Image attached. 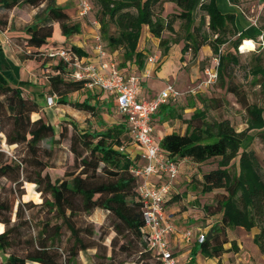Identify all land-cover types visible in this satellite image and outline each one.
Instances as JSON below:
<instances>
[{
    "label": "trees",
    "instance_id": "trees-1",
    "mask_svg": "<svg viewBox=\"0 0 264 264\" xmlns=\"http://www.w3.org/2000/svg\"><path fill=\"white\" fill-rule=\"evenodd\" d=\"M87 1L90 9L96 7L95 21L107 57L112 59V53H120L121 67L132 63L137 69L142 68L144 56L136 50L142 27L158 40L163 50L169 42L181 41V54L189 51L194 58L202 46H207L211 56L217 57L216 87L231 94L244 111L245 128L237 132L227 119L209 121L207 110L217 107L219 99L196 97L201 108L188 100L187 108L192 112L187 117L173 115L174 110L168 108V116L178 119L184 128L181 133L171 131L162 136L158 146L175 164L183 159L195 165L217 159L216 168L202 173L199 184L202 194L221 191L215 194L218 199L214 207H202L206 215L219 214V219L209 224L203 240L193 245L191 257L199 253L205 258H219L224 252L236 251L235 243L228 242L225 233L226 229L234 228L256 229L252 243L264 256V176L258 172L254 156L245 150L252 141L250 133L253 131L264 141V107L248 103L242 87L233 82L231 75V67L238 62L236 49L244 40H253L259 34L264 40V24L252 35L237 32L234 15L221 13L214 0ZM227 2L236 6L238 0ZM163 3L173 4L175 12L161 16ZM41 4L43 8L34 14L33 21L24 26L22 32L26 36L25 46L32 49L29 56H35L39 68L45 72L46 93L52 98L53 106H69L95 121L93 126L87 122L79 128L74 121L66 120L71 129L69 152L74 169L65 171L61 177H52L49 172L53 166L40 158V143L58 145L66 129L56 132L42 117L30 119V114L37 112L38 103L22 96L27 83H12L0 73V144L20 147L23 151L20 157H15L0 148V255L6 256L4 264H75L78 253L94 248V244L82 238V234L92 236V230L76 228L71 219L77 213L85 214L93 209L108 215L113 233L109 256L95 254L93 264H123V260H114L123 253L137 255L135 264H148L147 261L159 264L144 243L142 204L136 192L137 179L131 172L137 167L136 156L128 153L134 142L124 116L119 114L121 121L107 125L99 113L102 110L107 113L111 104L116 108L113 98L100 90L98 93L103 96L98 98L92 90H85L82 81L69 77L68 64L41 54L47 49L63 48L78 57L83 56L79 48L68 45V39L80 33V25L71 22L55 0H0L2 9L18 5L37 8ZM175 21L179 24L177 34L172 28ZM164 31L175 34V39L163 38ZM53 35L57 40H53ZM250 55L248 72L252 84L264 91V56ZM119 66L117 64V68ZM81 90L91 93L87 92L80 102L69 98L70 94ZM234 159H237L236 172L230 170ZM24 183L33 184L40 196L50 197V200L42 198L41 205L53 210L65 225L68 238L64 247L56 240L60 227L54 226L48 233L44 223L35 238H25L26 249L21 255L8 252L21 239L19 228L27 223L23 214L31 204L20 201ZM176 197L173 195L164 204L176 201ZM227 243L228 250L223 248Z\"/></svg>",
    "mask_w": 264,
    "mask_h": 264
},
{
    "label": "rangeland",
    "instance_id": "rangeland-1",
    "mask_svg": "<svg viewBox=\"0 0 264 264\" xmlns=\"http://www.w3.org/2000/svg\"><path fill=\"white\" fill-rule=\"evenodd\" d=\"M75 1L76 0L68 1V5L70 6V8L74 7ZM90 2L93 3V1ZM259 4L260 3L256 0H241L237 2V5L240 6V8L247 14L248 10L252 6L254 7V11L256 10L255 12L258 15L256 26H253L256 29L258 28V26H263L264 24V5L260 7V9H256V6ZM43 6L44 5L41 4L37 8H32L26 5H18L11 9L0 8V22H2L0 30H7L9 36L8 38L11 44H13L18 54L21 55L22 59L24 58L33 60V63L36 64H33L30 71L34 72L37 79L35 84L38 87H43V77L45 76V72L39 68V63L36 61L35 56H29V54L32 52V49L27 48L25 46L24 38L26 36L22 32V29L24 26L30 24L33 21L34 14L40 12ZM69 13V20L71 22H77L80 25V33L82 32V34L84 35H89L87 31L93 27L92 21H95L96 7L93 6L92 9H90L88 15L85 18L81 19H79L75 15V13ZM161 16H163V12L161 13ZM172 28L175 34L179 32L178 21H175L172 24ZM110 31H112V29H110ZM175 34H171L169 32L164 31L162 33V37L166 38L168 41H171L175 39ZM55 35L57 36V34ZM55 35H53V40H57V37ZM178 37L181 38V33H179ZM100 42L103 47L104 42L102 40H100ZM262 44L263 45H261L260 41H257L256 38H254L253 40H244L242 44L236 49V54L238 55V62L236 65H233L231 67V75L233 77V82L242 87V90L246 94V99L248 103H254L258 106L264 107V91L260 90L258 86L252 84V76L248 72V65L251 58L250 54H257L261 57L264 56V40L262 41ZM91 45L93 44L91 43ZM166 48H169V45ZM222 49L223 48H221V50ZM162 50L163 48H159L160 52H162ZM189 56H191V54ZM214 58L215 57L213 56H210L209 58H204L197 64L191 63V60H189L185 63L184 66L181 67V69L183 70L182 78L184 79V81L182 79L183 84L180 90L182 92V96L179 97L178 100L172 106L179 108V106H182L187 103L188 100H191L196 108H201V105L198 103L196 97L202 99L218 98L219 105L217 107L207 110V119L209 121L227 119L233 129L239 132L245 128L244 111L237 104L231 94L223 93V90L216 87V81L213 85L206 87L205 89L199 90L194 95L188 93V90L194 88L195 85L205 77L204 71L206 69H209L213 65ZM168 62L169 61H167L166 65L168 64ZM188 75H190V78L187 79ZM168 79L169 81H171L170 78ZM178 82H180V80ZM175 87L176 86H173L174 90ZM92 91L95 92L98 98H101L103 96L101 93H98L97 89H92ZM82 95H84V91L80 92L78 96L80 97ZM22 96L24 98H29V95L24 90L22 91ZM46 97H49V94L46 93L43 100L38 96L33 97V99L40 105V107H47L45 101ZM77 99L79 98L77 97ZM100 100L101 99H97L98 102H100ZM55 108H57L56 105L50 107V109ZM66 111L71 112L76 117V120L73 117L67 115V113L54 111L56 116H59L54 130L58 132L61 128H65L66 132L64 139L58 145L54 146L50 145L47 141H42L40 143V148L42 150V152L40 153V158L47 164H51V166H53L51 172H49L52 177H61L65 171H71L74 169L73 156L69 152V138L71 135V129L69 128V125L67 124L66 120L74 121L79 128L85 126L87 122L92 123L95 121V118L89 115L87 118L82 120V115H79L78 113L75 114L69 109H66ZM191 112L192 109H187L184 113L182 112L181 114L183 117H187ZM100 114L102 116L103 121L107 125L121 121L119 114L116 112L115 107L112 106V104L107 113L102 110L99 115ZM84 115L86 116V114ZM34 118V113H31L30 119ZM177 123L178 122H176V124ZM93 125L94 124L92 123V126ZM175 131L181 132L180 127L178 129H175ZM250 134L252 135V141L245 150L250 152L254 156L258 164V172H261L264 176V141H262L261 137L257 135V132L253 131ZM0 148L9 156L13 155L15 157H20L23 154V151L20 147H6L5 145L0 144ZM216 161L217 159H211L205 163L195 165L192 164L190 161L186 160L184 163H180L177 166V174L175 179L177 189L183 192L182 195L193 192L194 196H196V199L190 200L189 202L183 201L181 205H175L177 206V211L174 212V216H177L179 212H181V210H186L189 211V220L197 222L196 225L192 226L190 223H181V220L177 219L175 222H173V225L177 228L194 229L196 226L200 229H204L206 228V226L219 219V214L206 215L201 206L214 207L216 205V200L218 199L215 194H219L221 191H213L211 193L202 194L200 192V184L198 182V178H200L199 176L202 173L216 168ZM230 164V170L236 172L237 159L232 160ZM1 183L3 184L4 182L2 181ZM23 191L24 195L20 197V201H29L31 204L27 209L24 210L23 214L24 220H26L27 223L26 225L21 226L19 228L21 239L16 244H14V246H12V248L8 252H14L16 255H21L26 249V246L23 243L25 238H35L37 232L40 230L42 224L44 223L47 224L48 233H51L52 228L54 226L60 227V235L56 238V240L60 244V247H64L67 244L68 238V231L65 225L62 223L61 219L54 213L53 210L49 209L45 205H41L42 198L50 200V197L47 194H43L42 196H40V194L36 192L34 185L29 183L23 184ZM178 200L180 201V199ZM174 202L175 201L167 202L164 207ZM71 221L76 228H87L92 230V236L82 234V238L94 244V248L87 249L78 253L77 257L74 259L75 264H93L96 261L94 257L95 254L100 257L104 255L106 258L109 256V240L110 238H112L113 233L110 230L111 219L104 211L100 209H93L89 213H77L72 217ZM252 231L257 232L256 229H252ZM243 232L244 231H238V229L234 232L228 231L229 238H231L232 241L235 243L236 251L231 250L224 252L227 253L229 256L225 257L227 260V264H235V259L237 258H241L242 262L249 261L251 256V254H249V250L254 244L249 238L250 236H246ZM226 239L228 241L227 237ZM237 242H239L242 251L239 256L234 258L233 255L238 252ZM226 246L227 247L225 248L226 250H228L230 248L229 244L227 243ZM259 254L261 255L260 252ZM5 257V255H0V264H4ZM261 257L263 258V263L261 264H264V256L261 255ZM137 258L138 256L135 254L123 253L120 255H116L114 260H123V264H135ZM252 261L255 264H260L257 263L255 259ZM147 262L148 264H153L151 261Z\"/></svg>",
    "mask_w": 264,
    "mask_h": 264
},
{
    "label": "crops",
    "instance_id": "crops-1",
    "mask_svg": "<svg viewBox=\"0 0 264 264\" xmlns=\"http://www.w3.org/2000/svg\"><path fill=\"white\" fill-rule=\"evenodd\" d=\"M68 1L69 0H55V3L56 5L60 6L68 16H70L69 12L75 13L76 15V1L73 8H70V6L68 5ZM214 1L217 9L221 13H231L234 15V25L237 32H243L246 35H252L257 31V29L250 24L248 19V14L245 13L240 8V6L230 5L227 2V0H214ZM256 1L258 2L259 0ZM162 8H163V16L174 13L176 10L174 5L171 3H163ZM87 32L89 33V35L87 34L84 35L81 32L69 38L68 45L77 47L83 52V56L80 57L81 59L92 60L94 57V52H93V45H91V43L94 44L93 37L94 34H96L98 31L97 28L92 27ZM8 37L9 36L6 29L0 30V73L12 83L18 81L26 82L27 86L24 87L23 90L27 92L29 98L32 99L33 97L36 96L39 97L41 96V98H44L47 92L45 78L43 77L44 78L43 87H38L35 84L37 81L36 76L34 72L30 70L33 64L34 65L36 64L33 63V60L24 59V58L22 59L21 55L18 54L17 50L14 48L13 44H11ZM168 45L169 48H167L166 50H162V52H160L158 46V40L153 38L147 32L146 27H142L136 44V50L140 51L144 56V63L141 69H137V67L132 63H126L124 66L121 67L119 66V64L121 63V54L118 52L117 53L114 52L111 54L112 60L116 63V65L118 64L119 66L118 69L125 76L136 75L139 78L138 90H137L138 99L151 98L160 90H162L165 84H171L172 87L176 86L175 91L182 93L180 90L184 79L182 78L183 70L181 69V67L184 66L185 63L189 60H191L190 61L191 63L197 64L202 59L209 58L211 56L210 50L207 46H202L198 50L194 58H192L191 56H189L190 55L189 51L185 52L184 54L180 53V49L182 47L181 41H178L177 43L169 42ZM150 57L153 59V63L147 62V58ZM167 61L169 62L166 65ZM168 78H170L171 81H169ZM188 78H190V75L187 76V79ZM179 80L180 82H178ZM85 90L72 93L69 95V98L72 101L76 100L80 102L86 97L88 93L92 92L95 94L94 91L90 92ZM83 91H84V95L79 97L78 96L79 93ZM77 97L79 99H77ZM178 98H176L173 101L169 100L168 102H166V104H164L165 108H163V106L159 107L152 115L151 117L152 136L155 139V141L158 142L162 138V136H164L165 134L171 131H175V129H178L179 127L181 132L183 131L184 126L179 122V120L176 118L172 119L168 116V114H170L169 109L174 110L173 115L179 114L181 116H182L181 114L182 112L184 113L187 109H189L187 108L186 103L182 106H179V108L172 106L178 100ZM38 108H39L38 111L34 113L35 116L34 119L38 117H42L53 128L55 127L59 117L58 115L56 116L54 111L67 113V115L73 117L75 120L76 117L71 112H67L66 109H69L75 114L78 113L79 115H82V120L88 117V114L81 111H76L69 106H57V108L55 109H50V107H40V105L38 104ZM115 110L118 113L116 108ZM83 113L86 114V116ZM176 122L178 123L176 124ZM128 153L131 157L136 156L135 162L137 167H142L145 165L146 162L143 157V150L139 146H137L136 144L132 145L129 148ZM185 161H186L185 159L178 161L176 165L178 166L180 163H184ZM163 180H164L163 176H150L146 178L145 181L147 185H158ZM137 181L138 183L143 182L141 178H138ZM198 182H200V178H198ZM182 194L183 192L177 189V185L174 180L171 184L170 193L167 199L171 198L173 195H176L178 198L176 197V201L174 203L164 207V216L167 222L173 227L174 230L173 233L167 236L166 242H167V247L175 260V264H227V260L225 258L228 256L227 253H223L219 258H205L202 257L199 253H196L193 257H191V249L193 245L196 243V234L198 232L204 233L209 225L206 226V228L204 229H200L196 226L194 229H184V228L179 229L173 225V222H175L177 219L181 220L180 221L181 223H190L192 226L196 225L197 223V222H193L192 220H189L188 218L189 211L186 210H181V212H179L177 216H174V212L177 211L176 210L177 206L175 205H179V204L181 205L183 201L189 202L190 200L196 199V196H194L193 192L186 193L185 195ZM178 199H180V201ZM237 229L238 231H244L241 228L226 229L225 233H226V237L228 238V241H232V239L229 238L228 236V231L234 232ZM186 230H190L192 233V237L189 240V242H185L182 239V234ZM243 233L246 236L249 235L250 236L249 238L252 240V237L256 232L252 231L251 229L247 232L244 231ZM226 245L227 244L223 246L224 249H226L225 248L227 247ZM237 247H238V252H236L233 255L234 258L239 256L242 251L239 242H237ZM249 251H250L249 254H251L249 261L242 262L241 258H237L235 259L236 260L235 264H255L252 261L254 259L257 261V263L260 264L263 263L262 262L263 258L261 257L258 249L254 245H252Z\"/></svg>",
    "mask_w": 264,
    "mask_h": 264
},
{
    "label": "built area",
    "instance_id": "built-area-1",
    "mask_svg": "<svg viewBox=\"0 0 264 264\" xmlns=\"http://www.w3.org/2000/svg\"><path fill=\"white\" fill-rule=\"evenodd\" d=\"M256 9L264 5V0ZM90 11L87 0H76V15L85 18ZM256 11V10H255ZM252 6L248 10V19L252 26H256L257 13ZM97 28L96 21H92ZM257 41L262 44V34L257 36ZM92 60L78 57L74 52L58 48L41 51L45 57L59 59L71 68L69 77L76 81H82L87 90L97 89L105 92L114 100L118 113L124 116L133 138L134 144L143 150L145 165L132 168L133 176L143 180L136 186V192L142 204L143 229L145 231L144 243L152 253L154 261L159 264H175V260L167 247L166 238L173 233V227L164 216V203L170 193L172 182L176 178L177 165L170 161L160 150L158 142L152 136L151 117L155 111L169 100L173 101L182 93L176 92L171 84H165L162 90L149 99H138L137 90L139 78L136 75L125 76L116 63L109 59L101 45L98 32L93 37ZM148 63L153 59L147 58ZM217 57L213 59V65L204 71L205 77L201 79L188 93L194 95L199 90L213 85L216 81ZM46 106H53L51 97L46 98ZM150 176H163L164 180L158 185H147L146 178ZM192 237L190 230L182 234V239L189 242ZM203 240V233L196 234V242Z\"/></svg>",
    "mask_w": 264,
    "mask_h": 264
}]
</instances>
